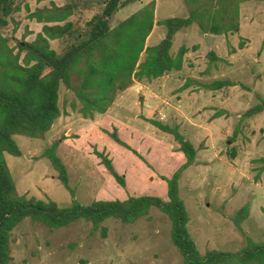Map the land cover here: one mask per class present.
<instances>
[{"label": "rangeland", "instance_id": "obj_1", "mask_svg": "<svg viewBox=\"0 0 264 264\" xmlns=\"http://www.w3.org/2000/svg\"><path fill=\"white\" fill-rule=\"evenodd\" d=\"M152 1L136 0L134 4L122 9L111 19V26L116 27ZM16 4L19 11L13 15L9 25L3 30V36L9 41V47L15 55L20 51V43L34 42L42 33L45 23H41L38 17H35L38 11L53 10L54 7L62 8L66 2L18 0ZM185 7L175 12L172 7H168L170 11L166 14L159 12L158 19L184 17L188 11ZM103 9L102 2L96 1L76 11L69 19L74 25V31L61 40L52 41V49L63 55L71 46L86 39L88 23L95 15L102 14ZM240 14L238 32L222 37L208 35L209 39H206L205 34L199 31V34L186 38H190L188 40L190 49L186 47L187 43L184 44L183 36L174 42L171 50L173 56H176L182 48H187L188 53L193 52L188 70L195 78H188L186 81L179 79V74H175L166 79L162 85L154 88L155 93L162 94V105H158V109L153 114L156 120L171 125L187 119L193 120L198 118V108L207 104L211 106L206 110H214L220 116L223 110L215 107L219 104V99L215 101L212 98L217 91L206 88L215 82L231 81L237 84L240 92L246 94L245 99L239 98L244 109L252 108L257 104L254 96L246 92L252 91L259 81L264 79V73L260 72L259 64L256 63L257 60L264 61V2L250 1L242 4ZM159 27L161 28L156 31L153 39L150 42L147 40L149 45L147 47L157 42L159 34L167 35V29L163 26ZM211 54H215L218 61H213ZM23 58L24 56L20 60L21 63ZM157 87L161 88L157 89ZM185 87H191L193 90L183 102H177L173 95L179 88ZM143 90L147 91L145 88H139V91L132 96L124 92L119 95L116 105L110 112L115 123L110 125L102 119L106 114L103 116L95 114L92 119H85L89 120L86 123L78 112L81 104L75 102L72 92L63 88L60 99L63 115L68 111L73 115L65 125L68 127L64 129L58 122L54 132L50 131L42 139L16 136L15 141L23 153L22 157L5 155L18 193L28 198L52 200L60 207L66 208L73 204L74 198L71 192L59 180V173L55 171L49 159L44 158L46 150L59 143V152L69 170L70 186L75 192V199L81 204L89 205L100 200H122L128 198L130 194L165 197L166 195L161 193L162 177H172L181 167L178 158L181 154L180 146L173 136L165 134L164 136L160 131L155 133L152 124L143 120L146 115L143 106L146 94ZM192 103L195 106L194 110L189 106ZM73 104H76V110L72 107ZM175 107L180 111L182 120L173 115L172 112L176 111ZM246 112L242 113L244 114L242 121L238 124L234 121L229 126L230 131H227L229 133H226L225 139H220L223 136L222 125L211 126L207 125L206 121L201 123L203 129L195 130L184 125L183 130H180L183 134L187 132L191 137L189 139L193 143L196 142V147L200 151L205 149L207 136L213 139L211 144L221 150L223 165L229 172L221 178L218 177V180L213 178L212 173L207 171L204 165H200L190 173H185L186 171L183 173L181 196L186 201L191 217L190 233L202 254L213 250L237 253L247 246L248 238L255 242H264V195L257 198L253 195L254 176L249 166V160L257 157L256 151L264 145L263 141L258 142L264 134V124L262 119L249 122L256 116L247 117ZM105 122L107 125H104ZM130 128L139 129L147 136H134L133 143L136 144L138 150H135L139 155L117 145L109 136L114 129L121 131L124 136L126 130ZM111 142L116 148L110 145ZM238 142L239 145H236ZM96 151L106 154L120 174L125 176L126 189L119 186L108 174ZM246 161H248L247 165L244 164ZM250 164L257 163L252 160ZM236 168L242 169L248 175L249 180L242 188L236 185L232 175ZM257 180L258 177H255V181ZM217 181L222 182V185L217 193H212V189L216 187L210 184ZM163 185L167 190L166 184ZM207 203L210 204L209 207ZM245 207L250 208V214L242 225L245 233L243 234L237 228L235 219L239 211ZM92 229V223L85 220H79L66 228L52 230L26 219L13 232L14 262L15 264H183V258L171 240L172 223L159 209H153L150 217L134 224L125 225L120 221L109 220L96 232L93 233Z\"/></svg>", "mask_w": 264, "mask_h": 264}, {"label": "trees", "instance_id": "obj_2", "mask_svg": "<svg viewBox=\"0 0 264 264\" xmlns=\"http://www.w3.org/2000/svg\"><path fill=\"white\" fill-rule=\"evenodd\" d=\"M17 1L0 0V264H15L12 256L13 232L26 219L52 230L85 220L92 223L94 233L109 220L134 224L150 217L155 208L169 217L172 223L171 240L183 258V264H264V242H255L251 238H248L247 246L237 253L217 250L207 251L206 254L200 252L189 230L191 217L180 188L182 175L195 165L199 150L177 125L144 118L163 133L173 136L187 159L172 177H162L168 187L167 197L130 194L125 201L100 200L83 205L75 199L69 170L59 155V143H55L46 150L44 158L49 159L59 173V180L74 198L70 207H60L52 200L21 196L5 158L6 154L22 157L16 136L42 139L53 129L56 121L63 116L60 106L63 88L72 92L75 102L81 104L78 112L84 119H92L95 114L105 115L119 95L135 82L157 80L182 71L187 48H182L176 56L171 54L178 33L193 25H197L203 34L211 36L238 32L241 5L264 0H185L188 17H173L158 23L155 19L157 4L153 1L114 28L111 19L136 0H63L66 5L62 8L38 11L35 17L45 23L42 33L34 42L20 43V51L15 55L3 36V30L19 11ZM96 1H101L104 9L88 23L86 39L59 55L52 49L51 42L71 35L75 28L69 19L80 8ZM155 26L167 29L166 38L157 46L147 47V40ZM211 56L213 61H218L215 54ZM235 86L237 84L225 81L215 82L206 88L219 91ZM257 97L259 103L246 112L247 117L264 112V98ZM72 107L77 109L76 104ZM216 117H219L218 113ZM109 136L120 146L139 155L119 137L117 129ZM96 154L102 159L108 174L126 189V178L116 170L112 160L104 153L96 151ZM249 214L250 208L245 207L235 219L237 228L243 234L242 225Z\"/></svg>", "mask_w": 264, "mask_h": 264}, {"label": "crops", "instance_id": "obj_3", "mask_svg": "<svg viewBox=\"0 0 264 264\" xmlns=\"http://www.w3.org/2000/svg\"><path fill=\"white\" fill-rule=\"evenodd\" d=\"M153 1H156V4H157L156 5V14H155V19H156L157 23L162 21V20H165V19H161V20L158 19L159 12L166 14L168 11H170V10H168V7H172V9H174L173 12H175L176 10H179V9L182 10L183 7H185V4H183V3H185L184 0H153ZM149 3H151V2H149ZM185 8L187 9V7H185ZM188 16H189V12L186 11V15H184V18H186ZM159 28H161V27L155 26L153 33L151 34L150 38L148 39V42H150L153 39V37L157 33L156 31ZM199 31H200L199 27L197 25H193L190 28L185 29V30L181 31L180 33H178L176 35V37H175L174 42H176L177 39H180L181 36H183V38L186 40L185 41L183 39L184 40V44L187 43L186 47L188 49H190L191 46L188 45V40L190 38L189 39H186V38L190 37L192 35L199 34ZM165 37H166V33L164 35L159 34V39L157 40V42L154 45H151V47L159 45L165 39ZM220 37H222V36H220ZM220 37H214V38L211 37V38L215 39V38H220ZM204 38L209 39V36L208 35H204ZM192 57H193V52L189 51V53L185 57L184 67H183L182 71L173 72V73L167 74L163 78L157 79V80H152V81L144 80L142 82H135V84L131 88H129L127 91L124 92L128 96H132V95H134L135 92L139 91V88H141V89L145 88L147 90V91L143 90L144 91L143 93L146 94L145 102L143 103V106L145 107L144 110L146 111V115L143 117V120L145 122H147V121L144 118L155 119L153 117V114L155 113L156 109H158V107H159L158 105H162V102H161L162 101L161 100L162 99L161 98L162 94L154 92L156 90L154 88L157 85H162L165 82L166 79H169L171 76H173L175 74H179L180 75L179 79H185L186 81H187L188 78H195V76L190 74V72L188 70L189 62H190V59ZM256 63L259 64L258 68L260 69V72L264 73V61H262V59H261V60H257ZM145 81H147L148 85H147V83H145ZM160 88L161 87H159V88L157 87V89H160ZM239 89H240L239 86H235V87H231V88H224V89H222L219 92L217 91L215 93V96H212V98L215 101H217L219 99L218 100L219 104L217 106H215V107L219 108L220 110H223V114H221L219 117H216V114H215V113H217L216 111H214V110H206L208 108V106H211L210 104L209 105L207 104L205 106H201V107L198 108V111H197L198 118H194L193 120H189V119L183 120V122L181 121L180 123L175 124V125L179 126L180 130H183L184 125H188L189 127H192L195 130H199V129H203L204 128L203 125L201 124L203 121H206L207 125H211V126H216V125L220 124V125L223 126V129H222V132H221V134H223V136H221L220 139H225L226 138V133H229L227 131H230V127L229 126H231L234 121L237 124L240 121H242L241 119H242V117L244 115L242 113H244L245 111H248V110L251 109L250 107H247V108L244 109V107L242 106V101H239V98L245 99L246 98V94L241 93ZM192 90H193V88H191V87L179 88V90L175 93V95H173V97H175L177 99V102H183L184 99L186 98V96L189 97V95L192 92ZM246 93H249V94L253 95L254 98L257 101V104H258L259 100H258L257 96H261V97L264 98V79L260 80L259 84L257 85V87L253 88L252 91L246 92ZM180 104H177L178 107H181ZM115 105H116V103L112 107H114ZM189 106H190V108H192L191 110H194L195 106L193 105V103H192V105L189 104ZM112 107L107 112V114H106L107 116L106 115L105 116L102 115L103 116L102 119H104V121H107L110 125H111V123H115V120L113 118H111V116H110V112L113 110ZM175 110L177 112L173 111L172 112L173 115H175L176 117H178V118H180L182 120L183 117L181 116L180 111L178 110V108L175 107ZM72 116L73 115L71 114V112L68 111L65 115H63L60 119H58L56 121V123H55L53 129L51 130V132H54V129L56 128V125H58V122L61 125H63L64 129H66L68 127V125L67 126H65V125L72 118ZM260 119H262V122L264 124V112L262 114L256 115V117H254V118H251L249 120V122H251V121H255L256 122V121H258ZM85 121L87 123V121H89V120H85ZM107 122H105L106 124H104V125H107ZM147 123L150 124L149 122H147ZM169 125H171V124H169ZM151 126H153V125H151ZM153 128L156 131L155 133H159L158 132V131H160L159 129H157L155 126H153ZM262 129L263 128H261V130ZM118 133H119V137L125 143H127L128 145L133 147L134 150L135 149L138 150V148L136 147V144L133 143L134 136L138 135V137H147L144 134V132L140 131L139 129H133V128L127 129L124 136L122 135L121 131H118ZM160 133H163V132L160 131ZM164 134L165 135H169V134L163 133V135ZM183 135H185L186 137L188 136L187 139L190 140L189 139L190 136L187 134V132H185ZM104 138H106V137H104ZM207 138L208 139L206 140L205 149L203 151L199 150L195 165L190 167L188 170H186L185 173H188V172L190 173V172L193 171V169H195L197 167H200V165H204L207 168V171L212 173L211 175L213 176V178L215 180H218V177L221 178V177L225 176V174H227L229 172H228V170H226L225 165H223L224 164L223 163L224 160H223V156L221 155V150H219L218 148L212 146L211 143L213 142V139H210L208 136H207ZM220 141H222V140H220ZM260 141L264 142V134H262V137L259 139L258 142H260ZM113 142L116 143L114 140H113ZM113 142H111L110 145L113 146L114 148H116L112 144ZM252 143H254V140H252ZM193 144L196 147V142L195 141H194ZM117 145H119V144H117ZM236 145H239V142ZM139 151H141V150H139ZM59 155L61 156L60 152H59ZM256 155H258V156L253 158V159H251V160H249V166L251 167V171H252V174L254 176L253 177L254 179L252 180V190L254 191L253 195L257 198V196L264 195V169H263L264 168V145L259 150L256 151ZM201 157H203V159H201ZM61 158H62V156H61ZM178 158H179V161H180L179 162V166L182 167L183 165L186 164L187 159H186L185 155L182 152H181V154L178 155ZM252 160H254V163H257V164L256 165L255 164H250L252 162ZM247 163H248V161H246L244 164L247 165ZM116 170L118 171L117 168H116ZM232 175H233V177L235 179L236 185H240L241 188L244 187L245 182L247 180H249L248 179V175H246V173L242 169H239V168H236L232 172ZM255 177H258L257 181H255ZM183 179H184V175L182 176V179L180 181L181 190H182ZM163 183L166 184V182L163 181L161 183V185H162L161 186V189H162L161 193L163 195H166L165 197H167L168 187H167V190H166L164 188ZM210 185L216 187V188L212 189V193L213 192L217 193L219 191V189H220V186L222 185V182L217 181V183H211ZM166 186H167V184H166ZM126 198L127 197H125L121 201H125V200L128 199V198L127 199ZM206 205L208 207L210 206L209 203H207Z\"/></svg>", "mask_w": 264, "mask_h": 264}]
</instances>
